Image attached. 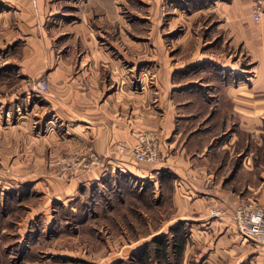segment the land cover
I'll list each match as a JSON object with an SVG mask.
<instances>
[{
	"label": "rangeland",
	"instance_id": "1",
	"mask_svg": "<svg viewBox=\"0 0 264 264\" xmlns=\"http://www.w3.org/2000/svg\"><path fill=\"white\" fill-rule=\"evenodd\" d=\"M75 1L77 2L68 0L67 5H63L56 14L47 18L51 24L65 25L58 31L53 30L52 37L55 40L50 50L71 56L66 60L74 71L79 70L80 59L84 53L78 38H74L75 31L70 30L68 24L70 21H80V17L75 14L79 10V5L74 3ZM104 1L108 9L113 7L114 15L112 20L114 23L102 22L107 33L116 40L131 38L136 42L135 48H131L135 55L131 56L137 62L132 76L136 74V79L133 80L138 88L145 85L147 90L155 93L157 89L167 87L169 81L166 79L167 76L162 75L161 78L156 73L161 64L165 66L167 58L169 70H173L188 59L201 57L203 61H197L198 65L191 64L190 68L185 69L192 75L173 79L174 90L196 88L198 94L174 100L175 103H185L182 105L184 111L181 112L184 115L180 116L178 128L172 136L177 141L167 151L176 153L182 144L188 157L193 158V154H204L213 141L230 140V136L234 135L236 140L230 148L212 151L209 161H201L202 164L200 162L202 168L208 169L205 173V189L212 192L216 188L232 194L239 199V204L242 200L258 202L256 197L260 196L261 192L257 187L264 172V124L259 128L260 135H253L251 130L241 128L238 111L236 113L235 108L231 112L224 111L223 103L225 87L230 85L240 87L238 83L246 82L247 79L250 86L254 74L252 71L255 60L247 51L245 39L241 44V41H237L238 38L233 37L234 33L229 35L230 32L224 27L226 11L217 6L223 2L225 6L231 5L236 3L235 0ZM240 1L243 9L247 6V11L251 9L253 12L251 13L253 22H258L262 18L264 0H237V3ZM66 10L68 16L64 14ZM256 12L260 14L258 19L255 17ZM103 45L109 48L107 42ZM72 46L73 49L70 50ZM5 49L12 55L2 54L1 51ZM17 50L15 45L7 47L0 40V97L2 92L6 94V91H18L20 88H31L40 94H47L50 89L48 68L29 77L20 74L16 64L4 63L9 56L16 58ZM112 50L116 56L121 57L123 67H133V63L129 66L128 62L123 61L125 57L129 59L127 51L114 47ZM209 69L213 79L200 73ZM225 69L240 75L226 78L223 74ZM12 70L14 72L10 73ZM108 74L106 70L103 76L106 77ZM216 77L218 79H215ZM40 80L47 81L46 90H38L37 83ZM225 97L227 99L231 97L230 95L228 97V91ZM234 99H231L233 106ZM206 104L208 109L205 107ZM25 106L26 104L21 109L27 112ZM16 108L9 111L10 119L20 114ZM6 113L3 109L0 111V135L6 134L5 130H8L10 136L8 142L4 141L6 148L3 159L0 154L1 160L8 166V170L0 173V224L6 226L7 231V234L0 237V244L4 248L0 263H7L4 260L6 255L9 264H235L228 259L235 256L234 248L242 246L245 239L239 233L236 222L237 233L240 236L236 235L234 229L231 235H224V232L215 225L210 226L200 237V232L199 235L193 232L196 231L193 230L195 223L193 219L177 220L182 203L184 209L185 204L179 190L182 180L171 169L163 170L152 181L148 180L144 184V186L151 184L145 189L150 192L148 196H139L131 191L128 185L118 184L113 178L104 180L107 174L100 180L79 185L77 181L83 172L98 167L76 170L77 164L83 158L81 156L89 159L92 153L80 147L74 148L71 153H62L63 155L49 153L50 147L66 148L68 143L62 142L59 136L46 137L48 134L46 129L49 127L43 126L38 120L30 128L22 127L21 124L18 126L13 120L10 127L5 129L2 127L1 115L5 116ZM51 117V114L43 116L41 112L40 120L47 121ZM227 121L230 123L227 124ZM61 130L64 128L61 127ZM150 131L157 134L161 149L160 133ZM33 133L36 136L40 134L41 138L34 136ZM231 153L233 158L229 161ZM247 155L251 157V164L240 172L243 159ZM100 161L99 166H102L106 160L101 157ZM232 167L237 168L238 172L228 175L231 174L229 172ZM108 172L110 176L114 174L111 169ZM162 173L167 174L162 178ZM124 174L121 175L129 180L128 182L136 183L135 178H131L132 174ZM222 178H225L223 185ZM225 183L228 186H225ZM116 184L120 187L117 188ZM140 185L142 182L137 186ZM196 193L197 195L192 196L193 199L205 195L199 191ZM64 194L72 195L73 199L70 202L59 199L64 198ZM175 194L179 196V200L175 198ZM48 196L56 198H51L49 204ZM196 210H200L199 214H194L196 216L208 215L218 218L223 214L219 207L209 208L208 211L206 208ZM213 210L219 211V214L214 215ZM236 210H233L234 214ZM29 224L33 231L22 236L20 233L26 231ZM161 234L168 239L167 253L154 250L153 239ZM146 243L152 249L149 250L147 258L140 259ZM246 246L249 250L248 255L237 259L242 260L236 264H264L263 255L262 261H259L255 257L256 253H250L262 252L256 251L251 245ZM223 249L227 251L223 252Z\"/></svg>",
	"mask_w": 264,
	"mask_h": 264
},
{
	"label": "crops",
	"instance_id": "2",
	"mask_svg": "<svg viewBox=\"0 0 264 264\" xmlns=\"http://www.w3.org/2000/svg\"><path fill=\"white\" fill-rule=\"evenodd\" d=\"M235 2L231 5L226 4V6L223 2L217 6L226 11L224 14L226 18L225 30L230 32L229 35L234 33L233 37L238 38L237 41H241V44L242 40L245 39L244 44L247 51L253 56L255 65L250 86L247 79L246 82L240 81L238 83L240 87H233L232 85L225 87L224 111L231 112L235 108L236 113L237 111L239 113L241 128L251 130L252 134L257 136L260 135L259 128L264 124V14L258 22H253L251 9L247 11V6L245 9L242 8L241 1L237 3V0H235ZM74 3L79 5V10L75 14L80 17V21H70L68 23L69 29L75 31L74 38H78V43L81 44L84 51L80 59L79 70L76 71L67 63L71 56L61 55L58 51L50 50V46L53 45L55 40L52 37L54 34L53 30L58 31L65 25L63 23L51 24L47 18L56 14L63 5H67L68 0H0V40L4 46L15 45L18 48L16 58L9 56V58L4 60V63L16 64L18 72L29 77L48 68L50 80V89L47 94H40V92L31 88L6 91V94L2 92L0 111L3 109L5 113L7 112L5 116L1 115V118H3V121H1L3 122L2 127L8 129L10 122L15 120L18 126L21 124L23 125L22 127L30 128L38 120L39 123H43V126L49 127L48 130L46 129L48 131L46 137L57 138L59 136L62 142L68 143L66 148L50 147L48 149L49 153L63 155L62 153L68 154L74 148L80 147L82 150L94 153L106 160L102 166L83 172L77 181L79 185L83 182L100 180L110 169L114 172L120 170L130 173L132 176L143 180L144 185L148 180L152 181L159 173L169 168L182 180L181 189L179 188V190H181V197L184 199L185 209L182 203L177 220L193 219L195 221L193 230H196L193 232L198 235L200 232V237L209 230L210 226L214 227L215 225L224 232V235H231L233 233L232 229L237 233L233 210L239 205V199L216 188L213 189L214 192L206 191L205 173L208 169L200 166L201 161L210 160L212 151L216 152L220 149L230 148L236 137L233 135L230 136V140H215L208 146L206 152H203L204 154H193V158L191 156L188 157L182 144L178 147L176 153L167 151L177 141L172 136L178 128L180 116L184 115L181 112L184 111L182 105L185 103H175L174 100L185 98L186 95L193 94L195 96L198 94V89L196 88L174 90L173 79L192 75L191 72H186L185 69L187 67L190 68L191 64H197V61H203L201 57L199 59L193 57L192 60L188 59L184 63L181 61L183 64L173 70H169V59L167 58L165 66L161 64L156 73L161 78H163L162 75L167 76L166 79L168 78L169 80L167 83L168 88L164 86V88L157 89L155 93L147 90L145 85L138 88L133 80L136 79V74L132 76L137 62L131 56V54L135 55V51H131V48H135L136 42L132 41L131 38L122 41L116 40L107 33L102 23L103 21H108L109 24L114 23L112 21L114 18L112 14L113 7L108 9L104 0H77ZM64 14L69 15L67 10ZM58 35L57 37H59ZM104 42L108 43L109 48L103 45ZM122 45L124 47H121ZM113 47L128 52L129 59L125 57L123 61L128 62L129 66L133 63L132 68L122 66V59L114 54ZM72 49L73 46L70 50ZM1 53H6L7 56L11 54V52L8 54L6 49L2 50ZM210 59L212 60V58ZM106 70L109 74L104 77L103 74ZM229 71L225 69L223 72L226 78L240 75ZM13 72L14 70L10 73ZM200 73H204L212 79L214 78L210 69ZM215 79L218 78L216 77ZM227 91L228 97L230 95L233 98L227 99L225 97ZM231 99H234V106ZM24 104H26L25 109L27 112L21 109ZM219 106L222 107V104L219 103ZM205 107L208 109L207 104ZM14 108L20 114L10 119L9 111H13ZM41 112L43 116L51 114V119H47V121L40 120ZM228 123L230 121H227ZM61 127L64 128L63 131ZM169 129L171 132H169ZM150 130L160 133L161 145L160 159L152 166L138 163L131 155V149L137 144V135ZM5 131H7L6 134L0 135V154L2 159L6 148L4 141L7 140L8 142V137H10L8 130ZM161 135L165 136V138L161 137ZM36 137L41 138L40 134ZM163 138L164 142L162 141ZM168 139H170V143L167 141ZM1 158L0 173L2 174L3 171L8 170V166L5 165ZM232 158L233 154L230 156L229 161ZM250 164L251 157L247 155L243 159L240 172L247 169L245 166ZM225 168L227 169V166ZM236 171L237 168L232 167L229 172L231 174L228 175H234ZM224 181L225 178H222V185ZM260 182L257 190L261 193L260 196L256 197V200L264 204V172ZM225 186H228V184L225 183ZM182 190L185 191L182 192ZM198 191L205 195L193 199ZM48 198L50 204L51 198H56V196H48ZM175 198L179 200L177 194H175ZM59 199L70 202L73 196L64 194V198L60 197ZM214 207H219L223 212L218 218H212L208 215H194L200 212V210H196L198 208L202 210L206 208L208 211L209 208ZM0 225L1 237L7 234V231H5L6 226L2 223ZM29 226L30 224L26 227V231L20 233L22 236H26L33 231V228L30 229ZM8 233L11 234L10 232ZM236 235L240 236L239 233ZM242 243L239 248H234L236 254L231 256L228 261L236 264L242 260L237 259L248 255L249 250L245 245H251L256 248V251H261L260 244L246 239H243ZM243 246L247 249L243 248ZM3 249V245L0 244V257ZM227 249H223V252H226ZM250 253H256L255 257H257V260L262 261L260 252L252 251Z\"/></svg>",
	"mask_w": 264,
	"mask_h": 264
},
{
	"label": "built area",
	"instance_id": "3",
	"mask_svg": "<svg viewBox=\"0 0 264 264\" xmlns=\"http://www.w3.org/2000/svg\"><path fill=\"white\" fill-rule=\"evenodd\" d=\"M255 17H260L259 12L255 13ZM48 83L40 80L37 83L38 90H46ZM158 137L155 132H141L137 135V144L131 149V155L140 164H155L160 159L161 149L158 143ZM122 148H124L122 146ZM83 157L77 164L76 170H86L101 165L100 157L92 153L87 159ZM87 159V161H86ZM234 219L237 224L239 233L246 240H253L260 244V249L264 258V204L254 201L242 200L236 208ZM214 215H218L219 211Z\"/></svg>",
	"mask_w": 264,
	"mask_h": 264
},
{
	"label": "trees",
	"instance_id": "4",
	"mask_svg": "<svg viewBox=\"0 0 264 264\" xmlns=\"http://www.w3.org/2000/svg\"><path fill=\"white\" fill-rule=\"evenodd\" d=\"M117 171V170H116ZM114 172V174L112 176H110V173H106V177L104 178V180H107L109 178H113L114 181L118 182V184H123V185H128L129 188L131 189V191H134L135 193H137L139 196H148L150 195V192L148 190H145L146 187L150 186L151 184H148L147 186H144L143 185V180L139 179V178H136L134 176H131V178H135L136 180V183L135 184H131L130 182H128L129 180H126V178H123V176L121 174H124L122 172ZM168 173V172H167ZM167 173H162V178L164 176H166ZM121 175V176H119ZM125 175V174H124ZM110 176V177H109ZM108 177V178H107ZM104 182V181H103ZM120 182V183H119ZM139 182H142V185L140 186H137L139 184ZM144 186V187H143ZM116 187H120L116 184ZM149 188V187H148ZM98 199V198H96ZM181 227V225H180ZM183 227V225H182ZM153 242L155 244V248L154 250H161V251H164L165 253H167V247H168V239L167 237H165L164 235H157L154 239H153ZM143 252H142V257L140 259H145L147 258L148 254H149V250L152 249L148 243H146V245L142 248ZM3 256V255H2ZM4 260H6V264H9L8 263V256L6 257V255L4 256Z\"/></svg>",
	"mask_w": 264,
	"mask_h": 264
}]
</instances>
